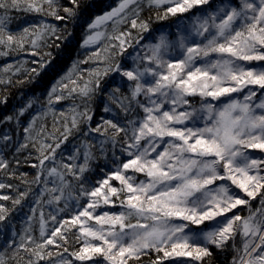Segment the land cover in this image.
<instances>
[{
    "label": "snow or ice",
    "instance_id": "6c2138e0",
    "mask_svg": "<svg viewBox=\"0 0 264 264\" xmlns=\"http://www.w3.org/2000/svg\"><path fill=\"white\" fill-rule=\"evenodd\" d=\"M70 4L0 0V55L24 52L30 44L41 58L25 70L39 74L49 64L44 56L51 58L40 53L41 42L46 45L58 27L41 19L13 32L10 10L79 20L81 0ZM145 5L158 20L175 18L174 25L154 27L151 17L142 18ZM108 8L85 21L81 47L108 41L85 58L100 62L89 76L72 79L69 69L52 84L46 103L29 99L4 118H15L19 128V117L34 103L43 109L24 127L23 142L0 136L4 149L27 152L25 162L35 169L31 179L26 172L16 177L0 155V170L25 185L19 191V185L0 182V189L17 193L0 200L29 204L32 212L20 231L4 237L0 264H144L145 255L148 264H204L209 245L226 249L229 243L238 254L232 264H264V0H117ZM129 47L136 55L126 65ZM13 69L20 72L4 65L5 73ZM108 73L119 80L106 90ZM100 96L108 118L93 126ZM195 96L199 107L189 99ZM67 99L72 103L57 116L54 102ZM50 112L52 130L38 124ZM97 150L111 167L106 163L102 178L93 181L88 173ZM238 206L249 215L241 216ZM9 211L0 203V221Z\"/></svg>",
    "mask_w": 264,
    "mask_h": 264
},
{
    "label": "trees",
    "instance_id": "16d2710c",
    "mask_svg": "<svg viewBox=\"0 0 264 264\" xmlns=\"http://www.w3.org/2000/svg\"><path fill=\"white\" fill-rule=\"evenodd\" d=\"M62 5L71 6L70 0H59ZM117 0H81L82 12L79 20L73 19H64V20H56L55 17L49 16L42 13L35 12H24L17 10H10V22L8 23V28L13 32H16L26 26H30L33 24H39L41 19L47 21L48 23H52L57 25L58 32L56 36H50L47 39L46 45L42 41V47L39 49L40 53H51V58L48 56H44L45 60H49V64L45 66V69L42 70L39 74H33L30 71H26L25 69H31L37 67V64L33 63V60H40V56L35 55L31 50V45H26V51L24 52H13L9 55H0V77H10V83H0V136L5 134L11 137V140L14 142L19 139L23 142L24 135V127L27 126L29 120H31L32 116L36 115L37 111H43L40 107V103H46V96L48 90H50L52 84L65 73H68L69 69H73L72 79H77L78 77L87 78L89 76V69L96 68L99 61L95 60H86L91 53L95 52L96 47H100L103 49L108 41L102 40L98 42L96 45L81 47V41L84 36L85 28H86V20H90V18L97 14H102L104 11L109 10L108 6H115ZM234 2L238 3V0H234ZM85 5H92L93 7L84 8ZM45 7H47L45 5ZM60 15L64 16L63 9H60ZM151 17L152 25L156 26H164L167 28L169 25H174L175 18H166L162 20L156 19L155 10L148 8L146 5L143 7L142 18ZM122 27H127V25H123ZM108 31H111V25H108ZM174 31V27H173ZM59 37V38H57ZM146 42V41H145ZM126 55L123 56V62L126 65H131L132 57L136 55V52L132 50V47L126 49ZM123 54L117 53V58ZM24 61L21 65L20 62ZM74 62H77L75 68H73ZM14 65L20 67V72H15L14 69L10 72L5 73L4 65ZM78 74V75H77ZM106 82V90L107 88L113 87V81L118 83L119 77L115 73H108L104 78ZM67 83V81H65ZM259 93L257 96L259 97ZM37 97L40 98V103H34L32 108L25 112L23 115L19 117L20 119V127L17 128V120L13 118L11 121H6L4 118L6 116H15L18 113V109L23 107L29 99L35 100ZM242 98V97H241ZM106 99L105 96H100L97 99L94 109L95 114L93 117V126L95 123L100 120L102 116L108 118L103 112V102ZM191 103L199 107L200 97H190ZM222 103H226L227 101L221 98ZM258 102V101H257ZM71 99L62 100L60 102H54V104H59L60 107H55V113L59 116L60 112L67 108L69 104H71ZM215 103V101H213ZM115 108L116 105L113 104ZM118 110V109H117ZM123 115V113H121ZM55 117L50 112L42 120L38 121L39 123H44L52 130V122ZM131 118V115L129 116ZM202 119L199 123L202 125ZM69 146L71 145V138L68 141ZM110 148V146H109ZM256 151V150H250ZM258 153V151H256ZM15 154L14 147H9L7 149L3 148L2 142H0V155H3L5 159L9 160L8 171H12L16 169V177H19L20 172L28 173V179H31L35 176V169L32 167L31 160L29 162H25V157L28 155L27 152L15 154V159L13 158ZM96 159L92 162V169L89 171L88 175L90 178L95 181L97 178H102L101 168H104L106 163L108 167H111V161H105L104 158L99 154L97 150ZM111 152L109 151V156ZM17 160L20 161L17 164ZM0 182L3 183H12L14 185H19V191H23L25 185L21 184L20 179L15 177H9L7 172L4 170H0ZM219 183V181H217ZM34 190L38 189L37 185H32ZM16 191L13 189H0V195H9L15 197ZM29 203L32 201V197L28 198ZM0 203L4 204L7 208L10 209L8 216L5 221H0V251H3L4 237L8 236L12 237L13 231H20L23 227L24 223H26V217L28 215H32L31 208L29 204H24L23 207L17 205L13 207L12 200L9 199L7 201L0 200ZM259 205V200L252 201V209L256 210ZM240 208L239 214L241 216L249 215V210L246 206H238ZM17 209H20L17 211ZM48 209L45 206V216H47ZM233 212L236 210L233 209ZM39 218H40V209L39 207L35 213V220L33 222V228L36 232V235H39ZM51 223V222H49ZM75 244V242H73ZM236 245L237 247L241 246V238L239 234L236 237ZM55 251V247L51 246ZM75 247H79L78 244H75ZM211 256L206 257L204 259V264H232L233 256H238L237 252L233 249L231 243L228 244L226 249H218L215 245H209ZM62 251V250H61ZM9 257H11V252L8 253ZM151 256H154L155 253H151ZM144 261V264H148L149 256L145 255L140 258ZM172 259H190V258H172ZM11 264H15L14 261ZM41 264H44L42 261ZM79 264V262H77ZM198 264V262H197Z\"/></svg>",
    "mask_w": 264,
    "mask_h": 264
},
{
    "label": "rangeland",
    "instance_id": "374dc122",
    "mask_svg": "<svg viewBox=\"0 0 264 264\" xmlns=\"http://www.w3.org/2000/svg\"><path fill=\"white\" fill-rule=\"evenodd\" d=\"M256 151H259V150H256ZM234 187V186H233ZM238 191V190H237ZM243 195V194H242ZM237 258H238V256H237ZM172 259V258H171Z\"/></svg>",
    "mask_w": 264,
    "mask_h": 264
}]
</instances>
